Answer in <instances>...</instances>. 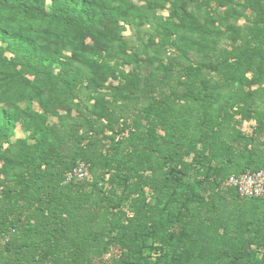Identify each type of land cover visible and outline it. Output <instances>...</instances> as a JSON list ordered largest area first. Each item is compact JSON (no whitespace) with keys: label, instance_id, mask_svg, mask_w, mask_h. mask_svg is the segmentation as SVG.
<instances>
[{"label":"trees","instance_id":"obj_1","mask_svg":"<svg viewBox=\"0 0 264 264\" xmlns=\"http://www.w3.org/2000/svg\"><path fill=\"white\" fill-rule=\"evenodd\" d=\"M213 1L0 0V264H264V0Z\"/></svg>","mask_w":264,"mask_h":264},{"label":"built area","instance_id":"obj_2","mask_svg":"<svg viewBox=\"0 0 264 264\" xmlns=\"http://www.w3.org/2000/svg\"><path fill=\"white\" fill-rule=\"evenodd\" d=\"M91 177L89 165L85 162H78L71 173L67 176V182L71 180L84 181ZM227 185L236 189L241 199H262L264 200V168L256 172H247L238 175H231L227 179ZM13 230L0 234V260L3 249L10 241Z\"/></svg>","mask_w":264,"mask_h":264},{"label":"rangeland","instance_id":"obj_3","mask_svg":"<svg viewBox=\"0 0 264 264\" xmlns=\"http://www.w3.org/2000/svg\"><path fill=\"white\" fill-rule=\"evenodd\" d=\"M125 1L128 4L135 5V6L139 7V8H141V9L150 8L151 5H152V7L157 8L158 13L159 14L162 13L165 18L171 17V13L169 12V10H159L158 7H156L153 4L152 0H125ZM230 1H232V3L233 2H240V0H230ZM210 2H211V5L212 6L216 7V4L214 3L213 0H210ZM218 2H219V9H221V10L230 9L231 11L234 10V7H233V6H235L234 4H232V3H225V2H223V0H218ZM222 2H223V4H222ZM245 13L246 14L249 13L248 9L245 10ZM243 18L244 17H238L237 20H239L240 23H244L245 20ZM41 19H42L41 16L38 17V20H41ZM121 31H122L123 36L131 38L132 32L129 30L128 27H125V28L121 29ZM132 39H134V38H132ZM235 39L236 38L234 36L231 38L232 41L235 40ZM150 40L151 39H150L149 36H146L145 37V42H148ZM223 42L224 43L226 42L227 44L230 43V41H226V40H223ZM81 49H82V46L80 47L79 50H81ZM108 84L111 85V86H116L117 83H115V82H109ZM244 130L247 131V126L244 127ZM20 136H22L21 131L19 129H17V131L15 133V138H18Z\"/></svg>","mask_w":264,"mask_h":264}]
</instances>
